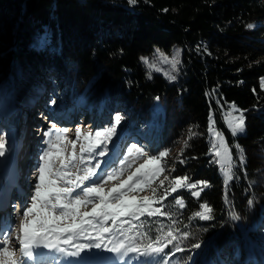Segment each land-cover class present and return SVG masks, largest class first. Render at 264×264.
Here are the masks:
<instances>
[{"label": "trees", "instance_id": "trees-1", "mask_svg": "<svg viewBox=\"0 0 264 264\" xmlns=\"http://www.w3.org/2000/svg\"><path fill=\"white\" fill-rule=\"evenodd\" d=\"M249 24L256 26L249 29ZM175 46L183 50L179 80L149 78L141 57ZM262 78L264 0H0V86L11 82L20 102L29 103L37 89L61 80L72 99L85 93L96 110H123L119 131L144 133L149 156L178 149L173 158H163V166L171 167L168 176L209 182L199 198L184 188L154 204L171 219L127 218L126 229L142 225L133 229L141 233L135 242L141 247L149 242L144 233L154 240L158 229L167 232L176 221L177 239L161 254L169 264H263ZM229 104L243 111V135L233 136L224 123ZM210 114L235 153L241 155L242 149L245 157L227 188L209 154ZM14 121L15 115H9L1 122L2 131H11ZM189 129L196 133L191 139ZM10 154L8 149V159ZM153 186L158 196L163 191L159 181ZM176 195L183 198V208L175 204ZM203 203L213 219L194 216ZM196 243L201 247L193 249Z\"/></svg>", "mask_w": 264, "mask_h": 264}, {"label": "snow or ice", "instance_id": "snow-or-ice-1", "mask_svg": "<svg viewBox=\"0 0 264 264\" xmlns=\"http://www.w3.org/2000/svg\"><path fill=\"white\" fill-rule=\"evenodd\" d=\"M129 2L135 4L137 0H129ZM247 27L251 29L254 25L249 24ZM142 59L147 62L146 58ZM179 62L178 59L173 58L171 64L174 70H176ZM156 71H159V69H156ZM166 75L170 79H175V76L167 73ZM261 87L264 88V78L261 79ZM52 103H55V101H52ZM229 116H231V113H229ZM121 120L122 117L116 114L111 127L104 131L95 132L94 137L91 133L85 135L83 138L88 143L81 146V155L79 157L75 154V147L77 141L81 138L80 128L76 129V139L69 141L73 152L68 154H66L65 148L59 143L61 134L66 133L67 129H58L53 124L52 129L45 132L44 135L48 137L45 141L47 147L39 157L40 163L36 170L37 175L33 194L22 214L17 213L20 222L15 242L18 243L19 248L10 247L13 243V229L9 227L0 229V264H25V260L22 257L32 259L35 250L40 247L69 257H81V253L85 250L100 249L102 247L121 257L126 256L128 253H136L139 256H159L164 253L165 248L169 244H172L177 239L173 229L176 221L173 220L172 224L168 225L167 232L163 231V227L158 229L160 235L156 236L154 240L148 237L147 233H144L143 235L149 242L144 244L143 247L134 243L136 236L141 235V233L136 232V236L127 235L123 228L118 229L121 236L124 237L123 239H118L115 243L109 240L108 243L112 244L110 248L104 243L105 235L113 231L112 228L106 226L108 221L116 225L123 217H132L139 220L142 216L148 218L164 216L171 219L170 213L162 211L159 207H153V205L162 203L169 196L178 193L180 189L184 188L190 190L193 197L199 198L203 189L210 186L208 181L189 182L191 177L188 175L175 177L165 175L163 179H159V188L163 189V191L157 196L158 189L153 184L166 171L163 167L162 158L169 154V150L165 149L159 152L158 155L148 156L137 145H132L128 148V155L120 161L119 168H114L106 172L104 176L98 177L97 170L101 168L102 162L97 161L94 166H88L91 160L85 163L83 153L88 152L95 153L100 157L105 156L107 143L111 142L113 136L117 134V127ZM225 121L233 136L245 130L243 111L240 112L238 117H234L231 120L225 117ZM215 123L210 114L208 125V132L211 137L209 154L216 158L214 162L219 166L227 188L229 182L235 178L234 168L236 165L231 148L223 133L215 127ZM53 130L56 132L58 141L55 144L51 139ZM195 135L196 133L189 129V139ZM64 139H67V137H64ZM101 145L104 147L101 148ZM187 146L188 142L185 141L184 147ZM236 147L239 148V145ZM98 148L101 150L96 152ZM134 151L137 156H147V159L127 179L105 191L103 187L105 183L120 177L126 167L131 168L132 163L136 159V157H133ZM240 151L239 163L243 166L245 157L242 154L243 150L241 149ZM5 153L6 142L0 137V157L4 156ZM57 163L58 167L56 166ZM180 163H184V161L181 160ZM81 164H84L82 169L80 167ZM73 169L76 170L75 173L72 171ZM174 170L172 169V171ZM81 172L82 174H80ZM165 181L168 182L167 186H165ZM85 182L88 183L86 184ZM145 188L150 189L153 193L151 198L148 196L138 198L132 195L134 192L144 191ZM173 199L177 206L181 208L185 206L181 196L176 195ZM225 199H227V196H225ZM248 203L251 205L253 202L249 200ZM89 204L93 205L90 212L80 211L82 206L87 207ZM200 209L202 211L194 213L195 217L201 220L213 219L211 216L212 209L206 203L201 204ZM232 219L238 220L239 216L234 214ZM122 223H129V221L124 220ZM140 226L142 225H131L127 231L131 232L134 228ZM178 230L175 229V231ZM182 235L188 238L189 233L183 232ZM77 237H85L88 242H75ZM174 247H176V251H184L177 245H174ZM191 247L198 249L201 244L196 243ZM17 250L21 253V257L16 256ZM162 264H169V261L163 260Z\"/></svg>", "mask_w": 264, "mask_h": 264}, {"label": "rangeland", "instance_id": "rangeland-1", "mask_svg": "<svg viewBox=\"0 0 264 264\" xmlns=\"http://www.w3.org/2000/svg\"><path fill=\"white\" fill-rule=\"evenodd\" d=\"M255 27V25H254ZM40 37L35 35L34 37V43L37 45L40 43ZM182 54L183 50L179 47H173L170 52H164L159 49H155L151 55L141 57V63L143 67L145 68L148 77H151L153 75H162L167 81L170 83L176 82L179 80L181 76V69H182ZM142 58H146L142 59ZM173 58L178 59L180 62L176 66V70L172 68V60ZM154 66V67H152ZM156 69H159V71H156ZM167 74H170L172 76H175V79H170ZM48 80V79H47ZM50 83V82H48ZM51 84V83H50ZM15 87L10 82V84H4L0 86V118H7L8 115H10L12 112L16 115V120L12 126L11 131L6 132L5 130L2 131V127H0V137L4 139L6 142V152L7 150L13 147H16L19 151V157L20 159V166H24V162L22 159V154L24 153V149L22 147L23 144V138L26 133V131L31 134V138L33 142L36 143V153H38V161L37 165L33 168L27 169L28 176L24 178V176L27 174H20L19 176V186H13V189L8 188V185L12 183L11 175L14 173V176L18 174V170H16V162L13 160V156L11 159L6 161V156L0 157V229H3L5 227L12 228V237H13V243L10 245L12 248H19V245L17 242H15V236L19 232V216L16 213L22 214L24 208L29 204L30 197L33 194V187L36 182V175H37V167L40 163L39 157L42 154V152L47 147L45 141L48 139L44 134L45 132H48L50 129H52V125L55 124L56 128L58 129H67L68 131L66 133L61 134V140L59 143L65 148L66 154L72 153L73 148L72 145L69 143L71 140L76 139V129H81V138L77 141L76 147H75V154L77 157L81 155L80 148L82 145H86L88 142L84 140V136L91 133L98 132V131H104L108 127H111L114 123V114L117 112L120 113V110L118 109L117 112H114V114H111L110 116L107 115L106 112H95L94 107L88 103L87 97L85 93H82L78 99H72L71 96L65 94V89L62 87L61 80H56L55 83H52L50 86V89L48 91H41L40 88L35 91L36 93L39 92L37 97L41 96V101L43 105L46 107L48 112L52 115L51 122L45 126V130L43 133L35 132L39 131L38 129L32 131V126L28 124V121L32 119L31 113L32 109L35 106L34 98L29 100V102H32V107H27V103L20 102V99H18ZM53 90L56 91V94ZM42 92V93H41ZM58 92V93H57ZM52 101H55V103H52ZM69 109L67 112H61L60 109L62 106H68ZM234 106V108H233ZM240 110L234 105L229 104L227 110L223 111V120L226 124V127L228 129V125L225 121V117H228L229 120L233 119L234 117H238L240 115ZM82 113L88 114V120L83 123ZM103 113V114H101ZM229 113H231V116H229ZM81 118V119H80ZM101 118L103 120H101ZM108 118V119H107ZM26 119V120H25ZM35 119H38L39 122H41V119L36 117ZM66 119L65 121H63ZM25 120V121H24ZM100 120V121H99ZM42 123H44L42 121ZM87 123V124H86ZM61 124V125H60ZM99 124V125H97ZM38 127V126H35ZM26 130V131H25ZM219 130V129H218ZM229 130V129H228ZM229 147L231 148L233 160L237 166V160L239 159L238 152L235 153L233 146L229 143L227 135L222 131ZM141 131L133 132V133H127V132H121L119 131V125L117 127V134L113 136L112 141L107 143L106 148V154L103 157H100L96 155L95 153H83V156L85 157V163H87L88 160H91V163L88 166H94L97 161L102 162L101 168L97 170L98 177H102L105 175L106 172L113 170L114 168L120 167V161L128 155V148L132 145H137V147L142 148L149 156V147H143V143L137 139L134 136H140L142 135L146 140L147 137L143 135ZM243 132L238 133L236 136L243 135ZM134 135V136H132ZM64 137H67V139H64ZM27 137V140L30 141ZM211 138V137H210ZM53 143H58L56 139V132L53 130V135L51 137ZM147 142V141H146ZM104 146L101 145V148ZM21 149L23 151L21 152ZM55 151V149H53ZM101 149H96V152H99ZM12 151H10V155H12ZM28 152V150H26ZM179 150L177 149V153ZM176 151L172 154H169L165 157V159H170L177 154ZM6 154V153H5ZM133 157H136L135 162L132 163L131 168H125L123 174L118 177L117 179L110 180L107 183L103 185L105 191L110 190L115 185L119 184L122 180L127 179L129 175H131L132 172L136 170L137 167H139L141 164L144 163V161L147 159V156H137L135 151L133 152ZM165 159L162 158L163 165L166 164ZM11 160V161H10ZM59 166L58 163L56 165ZM81 169L84 167V164L80 165ZM164 167V166H163ZM165 168V167H164ZM23 169V168H22ZM166 171L161 174V176L158 178L163 179L165 175H167V171L171 170V167L165 168ZM75 173V169L72 170ZM82 174V172L80 173ZM24 178V180H23ZM155 181V182H157ZM154 182V183H155ZM86 184L88 182H85ZM79 191V189H77ZM151 191L150 189L145 188L144 191H138L132 193V195L137 196L138 198L144 197V196H150ZM10 200L11 202L8 203V205H4L6 201ZM98 202V201H97ZM92 204L87 205V207H81L80 211H91ZM153 207H155L153 205ZM18 209V210H17ZM131 219L132 217H123L120 221L116 223V225H113L111 221L107 222L108 227L112 228L113 231L111 233H108L105 235L104 243L107 244V247H112V244H109L108 241L112 240L113 243L116 242L118 239H123L124 237L121 236L120 231L118 229L123 228L125 230V233L127 235L136 236V234H133V230L131 232H128L125 228V225L127 223H122V221ZM131 220H129L130 222ZM128 228H130V225H127ZM91 231V230H90ZM137 240L134 241V243ZM75 242L80 243H86L88 242L85 237H77ZM46 250V251H45ZM74 250V249H72ZM41 255H44L47 260L46 264H162V261L164 260L162 255L159 256H139L136 253H128L126 256L121 257L120 255L109 252L107 248H92L90 250H85L81 253V257H69L65 255H61L60 253L49 251L48 249H45L43 247L37 248L35 250L34 257L32 259L27 260V258H23L25 260V264H37L38 259ZM16 256L21 257V253L17 250ZM134 256V257H133ZM44 257V258H45ZM43 258V261H44ZM139 258L137 261H133V259ZM133 261V262H132ZM204 264V263H202Z\"/></svg>", "mask_w": 264, "mask_h": 264}, {"label": "bare ground", "instance_id": "bare-ground-1", "mask_svg": "<svg viewBox=\"0 0 264 264\" xmlns=\"http://www.w3.org/2000/svg\"><path fill=\"white\" fill-rule=\"evenodd\" d=\"M36 117H34V118H32L31 119V122H34V123H37V122H39L38 121V119H35ZM40 119V118H39ZM45 119H47V117L45 118ZM50 121V120H49ZM30 122V121H29ZM31 122L30 123H28L30 126H31ZM34 129H32V131H33ZM26 131V130H25ZM30 131H31V129H30ZM30 131H26V133H25V136H27L28 138L29 137H31V134L30 133H28V132H30ZM34 132V131H33ZM30 139V142H31V144H32V139L31 138H29ZM35 146V145H34ZM34 146H33V148H34ZM24 148H26V147H24ZM23 151V149H21V152ZM28 155H30V153H27ZM22 166V165H21ZM21 166H20V163H18V168H16V170H18V173L20 172V169H22L21 168ZM16 167H17V164H16ZM13 175H14V173H13ZM17 214V213H16ZM14 241V240H13Z\"/></svg>", "mask_w": 264, "mask_h": 264}]
</instances>
